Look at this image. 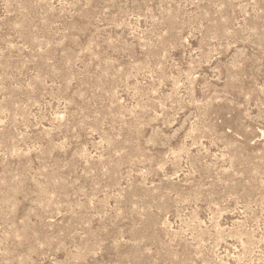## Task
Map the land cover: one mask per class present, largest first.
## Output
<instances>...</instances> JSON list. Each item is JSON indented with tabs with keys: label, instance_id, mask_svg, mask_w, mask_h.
<instances>
[{
	"label": "rangeland",
	"instance_id": "374dc122",
	"mask_svg": "<svg viewBox=\"0 0 264 264\" xmlns=\"http://www.w3.org/2000/svg\"><path fill=\"white\" fill-rule=\"evenodd\" d=\"M0 264H264V0H0Z\"/></svg>",
	"mask_w": 264,
	"mask_h": 264
}]
</instances>
